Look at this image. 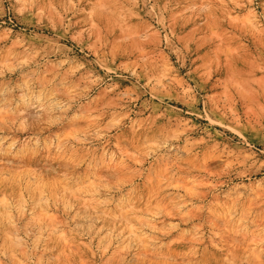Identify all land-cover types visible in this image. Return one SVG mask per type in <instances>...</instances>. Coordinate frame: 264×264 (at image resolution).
<instances>
[{"label":"rangeland","instance_id":"rangeland-1","mask_svg":"<svg viewBox=\"0 0 264 264\" xmlns=\"http://www.w3.org/2000/svg\"><path fill=\"white\" fill-rule=\"evenodd\" d=\"M0 264H264V0H0Z\"/></svg>","mask_w":264,"mask_h":264}]
</instances>
